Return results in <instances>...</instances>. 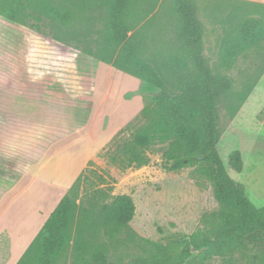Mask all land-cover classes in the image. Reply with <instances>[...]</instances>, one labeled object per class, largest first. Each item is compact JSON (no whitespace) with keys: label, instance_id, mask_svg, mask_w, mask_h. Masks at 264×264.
I'll use <instances>...</instances> for the list:
<instances>
[{"label":"rangeland","instance_id":"rangeland-1","mask_svg":"<svg viewBox=\"0 0 264 264\" xmlns=\"http://www.w3.org/2000/svg\"><path fill=\"white\" fill-rule=\"evenodd\" d=\"M174 1L159 0L151 28L164 42H169L175 32ZM190 1L203 27L207 66L214 77L226 76L233 83L232 89L216 100V150L229 177L243 186L245 196L256 208H262L264 73H260L264 69V0ZM78 27L71 23L68 30L78 31ZM0 41L5 44L3 58L9 61V98L0 99V110L10 111L0 114L3 185L11 181L10 166L23 161L14 159L23 149L17 144L40 141L35 152L25 146V166L32 154L46 158L52 154L33 187L20 198L28 216L25 226L20 223V242L34 231L39 212H34L33 206L37 204L39 215H47L48 206L41 205L44 196L36 194V185L48 181L50 191L63 187L53 198L60 200L81 172L84 179L75 204L80 213H86L76 220L80 228L77 234L72 224L56 264H88L95 249L105 252L109 259L129 262L148 248L145 241L163 243L172 235L187 238L201 226L203 215L218 210L210 182L195 168L167 172L160 153L151 155L147 166L125 171L106 159L107 144L117 131L130 134L156 121L158 112L143 116L141 111L152 110L159 89L140 81L130 83L127 80L135 79L96 65L79 52L15 23L1 25ZM165 76L170 77L169 72ZM234 151L241 155L240 174L228 167V156ZM93 192L105 195L90 197ZM120 195L132 199L134 215L127 229L108 240L103 235L108 226L98 217V211ZM26 263L34 264L32 255ZM187 264L224 263L217 258L202 263L193 253Z\"/></svg>","mask_w":264,"mask_h":264},{"label":"trees","instance_id":"trees-1","mask_svg":"<svg viewBox=\"0 0 264 264\" xmlns=\"http://www.w3.org/2000/svg\"><path fill=\"white\" fill-rule=\"evenodd\" d=\"M159 0H0V16L44 38L72 48L113 69L159 89L152 110L158 112L146 128L126 134L117 131L107 144L106 159L121 171L140 169L160 153L163 169L195 168L211 184L218 210L201 218L187 238L167 237L163 243L145 241L148 248L129 262L109 259L95 249L88 264H187L193 253L204 263L264 264V207L256 208L242 185L232 180L216 150V100L232 89L226 76L214 77L203 56V27L190 0H175V32L164 42L151 31ZM71 23L77 30H68ZM58 25V26H56ZM83 25V27H81ZM46 28V29H44ZM169 72V76H165ZM264 73V69L260 75ZM170 79V80H169ZM173 80L174 84L170 81ZM165 143V146L161 144ZM159 144L158 148L154 145ZM236 174L243 168L238 151L228 156ZM83 173L49 214L16 264H56L69 240V230L82 215L75 204ZM91 193L105 195L104 192ZM94 208L95 205H92ZM132 199L116 196L103 204L98 217L108 226L103 235L113 240L134 215Z\"/></svg>","mask_w":264,"mask_h":264},{"label":"crops","instance_id":"crops-1","mask_svg":"<svg viewBox=\"0 0 264 264\" xmlns=\"http://www.w3.org/2000/svg\"><path fill=\"white\" fill-rule=\"evenodd\" d=\"M5 23H11L7 21L6 19L2 18L0 16V28L1 25ZM14 24V23H13ZM33 33L39 35L38 33ZM2 34V33H1ZM41 36V35H39ZM54 42V41H53ZM56 43V42H54ZM59 44V43H57ZM7 45V44H6ZM62 45V44H60ZM5 44L0 41V99H8L9 98V89H8V83H9V61L3 58V49ZM64 46V45H62ZM70 50H73L72 48H69L67 46H64ZM75 51V50H73ZM77 52V51H76ZM81 54V53H79ZM85 59H91L96 62V65H104L106 67H109L113 69L110 65H105L93 58L87 57L83 54H81ZM115 70V69H113ZM117 71V70H115ZM120 72V71H117ZM122 73V72H121ZM124 74V73H123ZM127 75V74H125ZM129 76V75H128ZM122 77H124L122 75ZM131 77V76H130ZM134 78V77H132ZM124 79H126L124 77ZM135 80H127L130 83H137L139 81L138 79L134 78ZM19 93V91H18ZM10 114V111L6 108V111L2 108L0 110V114ZM33 141V144L25 145L26 142H21L20 144H17L19 147H23L21 151H18L17 154L14 156V159L21 158L23 161L20 165V163H17V165H11L10 171L12 178L9 179L11 181L5 183L6 185H3L4 178H0V264H16L18 260L21 258V256L24 254L27 246L30 245L40 228L42 227L43 223L49 216V214L53 211L57 203L61 200H53V198L56 196V193L61 191L63 187H58L55 191H50L48 187L51 186V183L48 181H43L40 184L36 185V194L43 193L42 196H44L41 205L42 206H48V211L45 215H39V207L35 204L33 206L34 212L37 213V221L33 222V233L31 235H26L25 238L20 242V223L22 221L23 226H25V221L28 219V216L26 217V206L25 204L22 206L20 204V198L22 195H24L26 192H29L30 187H33L34 182H36L37 177L39 174H41L42 166L46 163L48 159L51 158L52 154L49 155L47 158L43 154L35 155L32 154L30 156L31 161L29 162L28 166H25L24 159H25V146L33 147L34 152L36 151L35 148L39 147L40 141L39 140H31ZM47 151V149L45 150ZM31 153V151H29ZM45 154V153H44ZM43 159H46L43 161ZM43 161V162H42ZM19 162V161H18ZM82 167V164H81ZM81 170V169H80ZM27 172H31L30 175H26ZM80 174V173H79ZM26 180V181H25ZM8 184V185H7ZM24 184V186H22ZM26 185L28 187H26ZM65 186V185H64ZM71 186V185H70ZM69 189V188H68ZM32 196L35 195V193L31 194ZM64 196V195H63ZM62 196V197H63ZM61 197V198H62ZM36 202V201H35ZM41 206V207H42ZM39 226V229H34V227ZM29 244V245H28Z\"/></svg>","mask_w":264,"mask_h":264}]
</instances>
